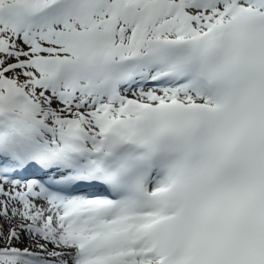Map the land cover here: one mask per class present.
Instances as JSON below:
<instances>
[{"label": "snow or ice", "instance_id": "1", "mask_svg": "<svg viewBox=\"0 0 264 264\" xmlns=\"http://www.w3.org/2000/svg\"><path fill=\"white\" fill-rule=\"evenodd\" d=\"M0 264H264V0H0Z\"/></svg>", "mask_w": 264, "mask_h": 264}]
</instances>
